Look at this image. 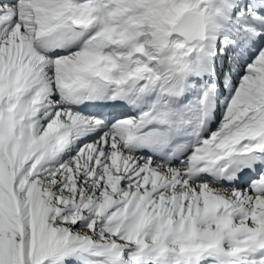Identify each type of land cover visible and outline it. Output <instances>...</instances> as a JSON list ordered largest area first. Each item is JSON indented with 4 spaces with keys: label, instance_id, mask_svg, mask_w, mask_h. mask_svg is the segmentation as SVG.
<instances>
[{
    "label": "snow or ice",
    "instance_id": "1",
    "mask_svg": "<svg viewBox=\"0 0 264 264\" xmlns=\"http://www.w3.org/2000/svg\"><path fill=\"white\" fill-rule=\"evenodd\" d=\"M0 264H264V0H0Z\"/></svg>",
    "mask_w": 264,
    "mask_h": 264
}]
</instances>
